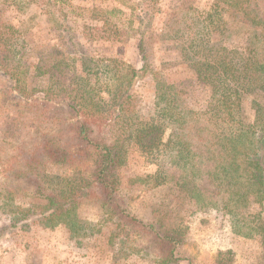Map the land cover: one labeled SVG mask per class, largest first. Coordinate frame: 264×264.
<instances>
[{
  "label": "rangeland",
  "instance_id": "374dc122",
  "mask_svg": "<svg viewBox=\"0 0 264 264\" xmlns=\"http://www.w3.org/2000/svg\"><path fill=\"white\" fill-rule=\"evenodd\" d=\"M221 8H226L221 0H0V264H159L161 252L147 228L176 237L175 261L168 264H264V201L250 197L245 206L224 210L222 192L213 199L209 188L189 191L176 184L181 170L164 169L171 146H160L156 158V151L143 154L128 138L135 124L156 116L153 72L159 81L172 85L167 92L175 96L171 105L178 112L206 109L211 101L208 82L180 58L182 45L192 37L204 40L206 29L210 46L264 64V32L230 20L225 13L226 23L219 24ZM211 14L214 26L208 25ZM58 63L67 88L62 102L35 98L50 87L48 69ZM144 64L147 72L132 93L135 115L126 123L120 120L123 128L117 132L126 150L118 203L143 226L126 223L89 195L78 209L87 234L71 238L62 225L43 227L38 216L45 201L31 183L14 176L28 173L26 148L44 135L55 138L67 145V156L61 165L47 164L44 172L91 181L95 151L67 144L63 136L75 121L70 105L79 103L78 90L95 88L96 80L98 88L113 75L122 77L123 67L139 69ZM14 72L30 98L18 93L10 78ZM100 95L109 99L104 91ZM229 101L234 103L235 97ZM254 101L263 102V96L259 92L243 96L233 114L253 123ZM212 120L225 131L236 128L223 112ZM175 131L181 139L186 137V131L171 124L162 142ZM158 168L164 177L173 173L175 178L155 184Z\"/></svg>",
  "mask_w": 264,
  "mask_h": 264
},
{
  "label": "trees",
  "instance_id": "16d2710c",
  "mask_svg": "<svg viewBox=\"0 0 264 264\" xmlns=\"http://www.w3.org/2000/svg\"><path fill=\"white\" fill-rule=\"evenodd\" d=\"M221 1L227 8L220 9L223 13L221 19L226 14L230 20L264 32V1ZM213 8V14L217 15V5H213ZM213 14L208 17L210 26L215 24L211 22ZM225 23L223 19L219 22L221 25ZM206 30L204 40L194 37L188 39L187 45H182L180 55L181 62L208 82L211 101L206 109L199 113H187L189 118L186 119L187 115L178 112L171 105L175 96L167 90H171L172 85L159 81V74L153 72L156 116L147 122L135 124L136 129L128 138L134 140L143 154L148 155L149 150L156 151V158L160 146H171L169 162L164 169L181 170L176 184L187 187L189 191L209 188L206 191L213 199L220 197L222 192V209L232 211L241 205L245 206L250 197L256 198L260 203L264 201V64H252L235 51L210 46L211 33H208L209 29ZM116 66L119 69L118 64ZM123 68L124 75H113L104 87L99 85L96 88V80L95 88L91 86L89 90H85V87L78 90L79 103L70 105L75 121L63 136L68 138L67 144L95 151L96 163L91 181L76 182L75 179L45 173L47 164L61 165L67 156V145L62 146L55 138L44 135L26 148L29 152L23 159L28 173H14V176L31 183L34 193L45 201L43 212L38 216L45 228L52 229L62 225L71 238L87 234L85 221L79 218L78 209L89 195L98 197L104 208H110L114 215L117 213L126 223L143 226L118 203L119 170L125 162L126 150L125 140L117 132L123 128L118 126L120 120L126 123L135 115L132 111V93L137 81L147 72V66L144 64L139 69L128 66ZM48 70L50 87L35 98L62 102L60 98L67 89L63 87L62 63L53 64ZM10 78L17 84L20 96L30 98L25 96L24 89L18 85L17 73H12ZM78 80L85 81L82 78ZM103 91L108 100L102 99L100 92ZM255 92L263 96V102H253L255 120L253 123H246L237 113L233 114V111H239L243 96ZM232 97H235V102L231 104L229 100ZM172 110L176 113H172ZM218 112L229 117L236 128L223 130L221 124L212 120ZM171 124L178 130L186 131V137L181 139L175 131L163 143L162 136L167 125ZM173 137L176 138L172 140ZM159 169L154 175L155 184L161 185L175 178L173 173L169 178L164 177ZM91 185L95 187L94 191L89 189ZM147 229L153 232L154 241L161 252L159 264L175 261L173 250L178 244L176 237L171 233Z\"/></svg>",
  "mask_w": 264,
  "mask_h": 264
}]
</instances>
